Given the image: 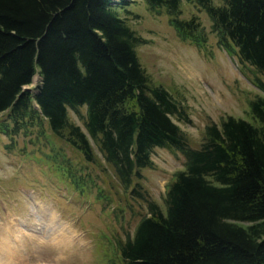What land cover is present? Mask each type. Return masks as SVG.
Returning a JSON list of instances; mask_svg holds the SVG:
<instances>
[{"label":"trees","instance_id":"16d2710c","mask_svg":"<svg viewBox=\"0 0 264 264\" xmlns=\"http://www.w3.org/2000/svg\"><path fill=\"white\" fill-rule=\"evenodd\" d=\"M141 1L165 13L180 41L203 47L197 17L179 18L181 0ZM185 1L206 13L217 46L256 74L248 119L207 122L193 143L174 122H189L179 98L138 61L145 40L120 15L128 0H0V133L11 139L45 124L90 164L95 146L143 208L109 264H264V0ZM154 148L183 160L162 205L142 185ZM63 160L54 171L81 192L85 173Z\"/></svg>","mask_w":264,"mask_h":264},{"label":"rangeland","instance_id":"374dc122","mask_svg":"<svg viewBox=\"0 0 264 264\" xmlns=\"http://www.w3.org/2000/svg\"><path fill=\"white\" fill-rule=\"evenodd\" d=\"M125 6L120 15L145 40L135 49L138 61L153 83L179 98L189 122H174L193 143L207 122L225 115L248 119V102L260 94L252 82L256 74L217 46L202 9L181 0L179 18L196 16L207 34L198 49L177 38L162 10L154 13L141 0ZM38 80L34 74L25 87L33 91ZM68 116L82 128L78 114L68 110ZM34 128L11 139L0 133V264L116 262V240L131 234L143 214L141 203L117 185L93 144L98 161L90 164L45 124ZM63 158L74 173H85L81 192L54 171ZM151 160L153 167L142 170V185L162 205L166 184L183 160L170 148H154Z\"/></svg>","mask_w":264,"mask_h":264},{"label":"bare ground","instance_id":"6f19581e","mask_svg":"<svg viewBox=\"0 0 264 264\" xmlns=\"http://www.w3.org/2000/svg\"><path fill=\"white\" fill-rule=\"evenodd\" d=\"M10 247V246H9ZM8 250V249H7ZM5 264V263H4Z\"/></svg>","mask_w":264,"mask_h":264}]
</instances>
